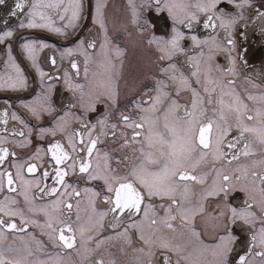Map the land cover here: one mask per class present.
<instances>
[{"label":"snow or ice","instance_id":"6c2138e0","mask_svg":"<svg viewBox=\"0 0 264 264\" xmlns=\"http://www.w3.org/2000/svg\"><path fill=\"white\" fill-rule=\"evenodd\" d=\"M109 7L0 0V264H264V0Z\"/></svg>","mask_w":264,"mask_h":264},{"label":"flooded vegetation","instance_id":"af4514ba","mask_svg":"<svg viewBox=\"0 0 264 264\" xmlns=\"http://www.w3.org/2000/svg\"><path fill=\"white\" fill-rule=\"evenodd\" d=\"M109 16H110V22H112L116 26V34L118 37H123L126 39V34H124L122 31L119 29V23L121 20L124 19V8L125 5L127 4V0H109ZM86 23H90V21H87ZM45 38L50 39L53 43L60 44L62 46H67L66 41H61L56 37H50L45 34ZM123 46V44H122ZM256 59L254 61H250V63H255L256 65H259L260 58L262 55V52L264 50L260 49L259 44H255L254 49ZM150 55V53H147L141 48L135 47L133 44H129L127 48V54L124 59V75L125 78L131 83V79L133 76H135L141 69L145 68L147 57ZM221 62H223V58H221ZM242 87H247L246 84H244L243 81L240 82ZM122 85V91H121V97H120V102L121 104L128 103V99L126 96L127 90L123 88V81L121 82ZM104 110V105H98V111L102 112ZM36 235L38 238L42 239L45 241V244L47 245V239L46 237H43L40 235L39 230H35ZM13 237H9V241L6 243H12ZM16 245H19L21 241L16 240L15 241ZM53 249L51 245H47V247L44 250L43 254H40L41 259H46L48 257V254L52 253Z\"/></svg>","mask_w":264,"mask_h":264}]
</instances>
